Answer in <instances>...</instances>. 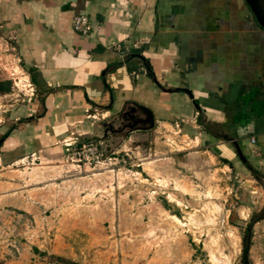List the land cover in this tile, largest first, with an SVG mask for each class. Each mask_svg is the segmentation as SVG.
Wrapping results in <instances>:
<instances>
[{"label":"crops","instance_id":"obj_1","mask_svg":"<svg viewBox=\"0 0 264 264\" xmlns=\"http://www.w3.org/2000/svg\"><path fill=\"white\" fill-rule=\"evenodd\" d=\"M0 30L23 86L11 91L1 62L0 156L54 159L94 138L147 145L172 129L264 180V29L244 0H0ZM19 248L0 247V262L29 264Z\"/></svg>","mask_w":264,"mask_h":264},{"label":"rangeland","instance_id":"obj_2","mask_svg":"<svg viewBox=\"0 0 264 264\" xmlns=\"http://www.w3.org/2000/svg\"><path fill=\"white\" fill-rule=\"evenodd\" d=\"M10 40L0 30L13 92L23 86ZM156 135L75 140L54 159L0 156V247L32 252L29 264H264V180L172 129ZM89 143L97 158L80 153Z\"/></svg>","mask_w":264,"mask_h":264},{"label":"built area","instance_id":"obj_3","mask_svg":"<svg viewBox=\"0 0 264 264\" xmlns=\"http://www.w3.org/2000/svg\"><path fill=\"white\" fill-rule=\"evenodd\" d=\"M71 28L79 34H87L91 30V23L86 15L74 14L71 18ZM112 48L120 53L121 47L118 43L114 44ZM80 153H83L89 158H97L99 153L95 146L90 143L80 146ZM86 158V157H85ZM88 158V157H87Z\"/></svg>","mask_w":264,"mask_h":264},{"label":"water","instance_id":"obj_4","mask_svg":"<svg viewBox=\"0 0 264 264\" xmlns=\"http://www.w3.org/2000/svg\"><path fill=\"white\" fill-rule=\"evenodd\" d=\"M253 15L256 23L264 29V1L263 0H244ZM186 91V90H185Z\"/></svg>","mask_w":264,"mask_h":264},{"label":"trees","instance_id":"obj_5","mask_svg":"<svg viewBox=\"0 0 264 264\" xmlns=\"http://www.w3.org/2000/svg\"><path fill=\"white\" fill-rule=\"evenodd\" d=\"M245 248H246V246H245ZM244 248V250L243 251H245L246 249Z\"/></svg>","mask_w":264,"mask_h":264}]
</instances>
